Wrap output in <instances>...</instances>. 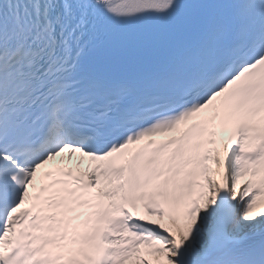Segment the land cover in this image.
<instances>
[{
    "label": "snow or ice",
    "instance_id": "1",
    "mask_svg": "<svg viewBox=\"0 0 264 264\" xmlns=\"http://www.w3.org/2000/svg\"><path fill=\"white\" fill-rule=\"evenodd\" d=\"M0 264H264V0H0Z\"/></svg>",
    "mask_w": 264,
    "mask_h": 264
}]
</instances>
